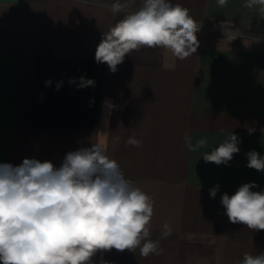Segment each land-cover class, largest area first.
I'll use <instances>...</instances> for the list:
<instances>
[{"label":"crops","instance_id":"0c3cea01","mask_svg":"<svg viewBox=\"0 0 264 264\" xmlns=\"http://www.w3.org/2000/svg\"><path fill=\"white\" fill-rule=\"evenodd\" d=\"M123 2L0 0V164L18 166L25 158H35L59 168L70 151L92 143L104 146L125 178L153 201L147 227L161 252L143 257L139 248L99 250L93 264H237L245 253L264 252V230L231 223L221 204L224 193L231 196L245 183L257 185L251 191L264 192V171L247 167L246 156L250 151L264 156L260 5L247 8V0H227L223 6L217 0H169L188 8L199 28L195 53L180 60L171 50L142 47L126 55L114 73L98 63L97 81L89 86L97 89V99L83 109L80 124L49 121L52 101L41 105L40 119L28 120L37 57L96 62L103 33L142 6V0H134L122 12L111 11L113 4ZM219 18L234 19L244 39L229 43L202 26ZM106 99L115 108H107ZM71 106L65 114L74 113ZM185 133L191 137V150L185 146ZM230 133L240 138V151L226 165L206 162L202 156ZM129 137L141 145L126 144ZM201 139L206 141L203 146ZM217 185L212 198L210 189ZM165 223L172 234L161 238Z\"/></svg>","mask_w":264,"mask_h":264},{"label":"clouds","instance_id":"9594fccd","mask_svg":"<svg viewBox=\"0 0 264 264\" xmlns=\"http://www.w3.org/2000/svg\"><path fill=\"white\" fill-rule=\"evenodd\" d=\"M217 2L227 4V0ZM132 3L134 0L113 4L111 11L122 12ZM256 5L264 11V0H247L245 7ZM189 11L169 0H142L138 10L103 33L96 62L106 63L114 73L126 55L142 47L171 50L180 60L189 57L199 46V28ZM224 37L229 43L237 37L244 39L238 30L224 32ZM51 83L50 79L45 81L46 86ZM94 85V80L81 76L77 87ZM59 87L57 83L56 90ZM104 104L115 108L108 99ZM183 139L191 150V137L185 133ZM240 142L230 133L202 157L206 162L226 165L240 151ZM141 143L134 137L126 141L135 147ZM198 143L203 146L206 141ZM246 156L247 167L264 171V156L256 151ZM218 187L210 189L212 198ZM255 187V183H245L231 196L224 193L221 204L231 223L264 230V192L251 191ZM152 215L151 198L125 178L117 161L100 143L68 152L59 168L51 161L35 158H25L18 166L0 164V264H93L97 251L113 248L121 252L139 248L143 257L159 255V240L149 239L147 226ZM171 234V226L165 223L161 238ZM100 264L108 262L101 260ZM237 264H264V252L255 256L245 253Z\"/></svg>","mask_w":264,"mask_h":264},{"label":"trees","instance_id":"16d2710c","mask_svg":"<svg viewBox=\"0 0 264 264\" xmlns=\"http://www.w3.org/2000/svg\"><path fill=\"white\" fill-rule=\"evenodd\" d=\"M98 74L99 64L93 61L75 62L62 61L53 57H37L28 120L35 122L40 119L41 105L52 101L54 106L52 107L53 112L48 115L49 121L57 125L80 124L83 114L86 113V109H83L96 102L97 89L95 87L78 88L79 78L86 75L91 76L96 83ZM49 79L52 83L46 86L45 81ZM70 79H75L76 82L69 83ZM57 83H60L59 90H56ZM71 103L75 106L74 113L65 114L66 109H71ZM57 109L60 110L59 113L56 112Z\"/></svg>","mask_w":264,"mask_h":264},{"label":"built area","instance_id":"2783aa9c","mask_svg":"<svg viewBox=\"0 0 264 264\" xmlns=\"http://www.w3.org/2000/svg\"><path fill=\"white\" fill-rule=\"evenodd\" d=\"M202 26L206 27L212 33H214V35L218 39H221L224 41H228L227 37H224V32L227 33V32H232L234 30H238L242 36L245 35V33L241 29L240 25L234 19H230V18L215 19L211 22L202 24ZM238 38H240V37H237L236 39H238Z\"/></svg>","mask_w":264,"mask_h":264}]
</instances>
